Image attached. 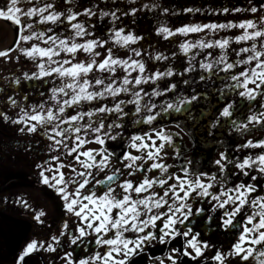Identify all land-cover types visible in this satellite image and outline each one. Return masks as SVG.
Here are the masks:
<instances>
[{
  "label": "snow or ice",
  "instance_id": "1",
  "mask_svg": "<svg viewBox=\"0 0 264 264\" xmlns=\"http://www.w3.org/2000/svg\"><path fill=\"white\" fill-rule=\"evenodd\" d=\"M141 13L155 14L158 25L151 34L176 50L150 51L154 45L141 43L146 36L132 27ZM197 13H240L243 18L175 28L159 20L160 15ZM0 19L15 26L16 36L15 46L0 51V57L28 61L37 69L9 84L30 101L24 83H33L41 97L21 104L5 93L19 112L13 118L0 110V125L45 138L51 142L49 152L57 153L50 161H59L62 152L83 169L70 163L75 176L66 179L63 163L35 165L36 182L50 189L78 222L74 229L65 222L51 242L31 240L13 264H27L26 258L41 251L57 253L62 264H138L145 259L155 264H264V139L233 144L229 134L235 131L243 138L256 126L264 129V0L179 10L165 0H125L123 10L119 0H5ZM232 29L241 32L220 35ZM177 37L185 39H172ZM118 49L125 50L126 58L114 54ZM178 60L183 61L179 67ZM169 121L217 145L218 158L207 161L211 171L193 170L196 162L189 159L180 165V175L169 174L172 165L159 162L166 146L179 157L165 130ZM93 143L99 147L82 150ZM241 149L249 151L241 155ZM113 158L123 171L109 168ZM153 170L159 175L149 178ZM137 172L144 174L141 181L122 178ZM154 186L162 194L151 191ZM13 203L29 207L20 197ZM44 215L34 213L33 219L43 223ZM213 228L227 238L222 248L202 234ZM64 237L68 244L58 250L54 245ZM153 242L168 254H149ZM80 249L84 256L77 255Z\"/></svg>",
  "mask_w": 264,
  "mask_h": 264
},
{
  "label": "flooded vegetation",
  "instance_id": "2",
  "mask_svg": "<svg viewBox=\"0 0 264 264\" xmlns=\"http://www.w3.org/2000/svg\"><path fill=\"white\" fill-rule=\"evenodd\" d=\"M4 2L5 0H0V6H3ZM165 2L179 10L182 6L195 5L208 8L212 5H219L221 3L242 6L245 0H165ZM119 3L121 10H123L125 0H119ZM21 7H27V4H22ZM240 18H243V14L237 13L217 16L216 14L205 15L203 13H197L194 15H179L171 18L160 15L159 20L166 26L175 28L183 24L216 21L226 22L228 20L237 21ZM137 21L138 23L132 27L138 34L146 36V39L141 41L142 44L145 46L148 44L155 46V49H149L150 51L163 50L170 54L171 51L176 50L169 42L163 41L155 37L154 34H151L153 33V29L158 25L155 14L149 13L145 16L141 13L137 17ZM240 32L241 30L239 29H232L230 32H222L220 35H239ZM201 35L203 34H189L187 39H196ZM207 38L210 39L212 37L209 36ZM215 38L220 37L217 36ZM15 39V26L8 21L0 19V51H5L14 47ZM172 39L178 40L185 38L177 37ZM36 43L40 42L36 41ZM41 46L44 45L41 44ZM114 54L121 58H126L124 49L114 50ZM10 55L15 57L17 52L13 51ZM61 55L63 56V54ZM57 59H59V57ZM182 63V60H178L175 62V66L179 67ZM36 70V67L31 62L24 60L19 62L16 60L10 61L0 57V110H3L13 118H16L19 112L18 108L10 106V101L7 100L5 93L10 94L12 98L21 104H31L41 100L38 92L33 90V83H24L25 89L29 90L27 94L32 98L30 101L23 100V93H18L14 90L18 86L9 84V81L22 76L23 73H31ZM133 75H135V73H133ZM40 90L43 91L44 89L41 88ZM46 98L47 96L45 95L44 99ZM241 119H243V117H241ZM181 123H183V121H181ZM132 130V127H130L129 131ZM165 130L172 134L173 143L177 145V149L179 150V157H177V150L169 149L167 146L165 149L166 154L162 153L163 160L159 162L172 165L168 170L169 174L176 173L180 175V165L189 159L196 162V167L193 169L195 171L201 169L205 171L212 170L207 161L212 157L218 158V151L217 145L211 142L210 139H204V137L194 132L190 127H187L186 130L177 127L175 121H169L168 127ZM229 134L235 137V139L232 140L233 144L244 143L248 139L254 142L258 139H264V129H260L259 126H256L250 135L245 133L243 138H240L235 131H231ZM127 135L128 133L126 132V138ZM50 143V141H47L39 135L19 134L10 127L0 125V264H13L14 258L25 245L33 239L51 242L50 237L52 235H58L65 222L69 224L70 229L76 227V223L78 222L77 218L70 214H66L64 209L60 206V203L53 196L51 190L38 184L35 179V165L45 163V161H49L52 167H55V165L59 163L65 164L66 167L61 169V171L64 172L66 179L75 176L71 168L67 167L70 163L71 167H75L77 171H83L74 160L64 156L62 152L60 153L61 159L59 161H50L51 156L57 155L55 151L49 152L48 144ZM157 143H159V141H157ZM98 147V145L93 143L85 145L82 150H88L89 148L96 149ZM125 150L130 151L133 155L141 154L135 150ZM223 150V147L219 148V151ZM119 151L120 149L117 148V152ZM247 151L249 150L241 149L240 154L243 155ZM251 151H259V149ZM81 159H83V157ZM151 163L152 161H148V163L145 164V168ZM109 168H120L123 171V165L115 158L110 162ZM157 175H159V170H153L151 173H148L149 178ZM122 178L132 179L134 182H137L144 178V174L137 172L132 177ZM117 190L120 191L119 189ZM213 190L215 191V189ZM151 191L160 192L162 194V190L158 186H154ZM16 197L26 200L29 207L24 208L19 204L13 203ZM5 198H7V203L4 202ZM38 212L45 213L42 217L43 223H39L33 219L34 213ZM196 230H201L199 225L196 226ZM202 234L210 236L217 248H222L228 243L227 238L215 234L214 228L212 231L203 232ZM62 240L63 243L61 245H54L58 250L64 249L68 244L67 237L62 238ZM173 243L176 244L177 242ZM85 254L84 249L78 250V256H84ZM149 254H154L155 256L163 258L168 254V249L153 242ZM207 254L211 255L212 253L209 252ZM26 259L27 264H62L57 253H47L43 251L34 253ZM185 259L187 260V258ZM138 264H155V262H148L145 259L139 261ZM189 264H194V262H189ZM209 264H211L210 261ZM253 264H255L254 261Z\"/></svg>",
  "mask_w": 264,
  "mask_h": 264
}]
</instances>
